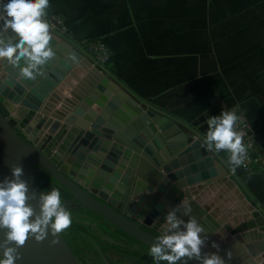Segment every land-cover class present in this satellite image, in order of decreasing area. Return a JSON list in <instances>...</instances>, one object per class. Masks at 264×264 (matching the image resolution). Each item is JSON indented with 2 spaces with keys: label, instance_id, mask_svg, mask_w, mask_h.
<instances>
[{
  "label": "water",
  "instance_id": "obj_1",
  "mask_svg": "<svg viewBox=\"0 0 264 264\" xmlns=\"http://www.w3.org/2000/svg\"><path fill=\"white\" fill-rule=\"evenodd\" d=\"M2 3L6 0H0ZM6 34L7 39L2 35L5 44L17 38L14 32ZM55 38L49 44L55 57L41 66L43 75L35 80L19 75L26 58L16 67L6 65L7 58L0 61V97L10 103L0 100V181L12 178L13 166H22L21 179L28 184L26 204L34 209L30 220L40 214L44 179L71 195L74 205L62 201L66 209H86L150 249L159 241L143 228L160 235L166 212L184 200L191 211L185 214L181 205L177 215L184 221L195 217L205 229L202 253L218 251L226 264L239 255L247 264H257L254 257L258 255L264 260V215L260 210L243 196L253 209L239 214L240 221L231 217L220 226L225 218L215 221L212 215L216 212H206L203 193L193 196L195 184L209 185L227 172L219 155L222 150H210L204 143L207 123L204 127L193 122L179 124L154 107H145L90 58ZM55 61L59 62L53 68ZM74 62L79 66L73 73L87 71L92 82L81 86L83 93L72 91L61 98L58 89H52ZM73 73L61 82L75 77ZM218 100L215 93L210 100L215 112L209 110L206 118L220 111ZM228 165L243 174L240 166L234 167L230 161ZM6 232L0 227V244ZM213 242L219 248H213ZM18 252L16 264H82L61 233L54 238L49 231L43 241L29 236ZM149 260L154 258H144Z\"/></svg>",
  "mask_w": 264,
  "mask_h": 264
},
{
  "label": "crops",
  "instance_id": "obj_2",
  "mask_svg": "<svg viewBox=\"0 0 264 264\" xmlns=\"http://www.w3.org/2000/svg\"><path fill=\"white\" fill-rule=\"evenodd\" d=\"M121 3L122 0H49V7L44 10L41 18L47 21L50 16L54 15L60 19L66 26V31L49 28L52 37L55 38L56 35L59 37L57 40L59 43L64 42L72 45L96 65V59L87 50V43L90 44L95 39L102 40L104 38L110 46L111 61L114 60V63L109 66L101 64L100 67L98 65L97 67L116 80L142 105L154 107L155 110L169 115L179 124L193 122L204 127L208 120L205 115L213 109L210 100L215 93L219 96L216 104L219 110L228 107L239 108L245 115L257 143L256 152L253 154L252 170L239 177L233 167L225 163L224 165H227L226 174L217 177L209 185L200 187L196 184L193 185V188L196 189L193 196H200V193H203L201 202L208 207L205 209L206 212L211 214L215 211V216L212 215L215 221L225 218L220 226L231 217H236L237 221H240L239 214L250 212L253 209L249 203L264 215V64H261L264 61V0H257L251 5L247 4L245 12L248 20L242 21L243 28L247 27L248 30L244 31L241 41L249 47L257 46V50L261 51L256 60L259 63L257 65L253 60L248 59L245 62L246 70H243V73H240L238 77L235 72H231L229 77L228 74L222 75L220 64L217 62L214 66L212 65L214 70L210 65H201L202 58L197 56L199 50L194 49L193 51L191 48H187L192 41L185 42V36L181 40L182 43L172 51L167 50L164 46L166 44L163 42L156 43V46H152L150 50L138 48L141 44H153L149 42L152 40L151 37H147L145 40L137 37L122 39L120 24L111 23L107 19L110 17L114 20L120 18ZM186 6L190 12L203 11L210 7L202 5L200 2L183 5V7ZM106 13L109 14L105 18ZM251 18H256L257 21L251 20ZM2 23L0 21V27H2ZM253 28L263 33L259 32L254 37L250 31ZM197 29L198 26L195 27V30ZM190 30H193V26L190 27ZM8 31L2 33L5 39H7ZM15 41L16 39L11 43L14 44ZM193 41L196 46L197 42ZM160 44L161 47H159ZM65 56H67L66 53L63 58H66ZM251 59L253 58L251 57ZM58 62L55 61L53 68L57 66ZM5 64L9 66L8 63ZM211 64L213 63L211 62ZM76 66L79 64L74 62L65 76L70 72L73 73V68ZM72 75L75 77L69 78L66 83L61 82L65 76L62 77L52 89L57 88V94L61 98L72 91L81 93L83 91L81 86L86 87L92 82L91 78L87 76V71L77 70ZM0 100L4 99L0 97ZM4 101L10 104L6 100ZM214 112L215 109L211 113ZM204 128L207 129L208 126ZM41 185L46 191H50L44 179H42ZM243 196L249 203L243 201ZM84 217V222L90 223L86 213H84ZM233 259L228 264L248 263L242 255L234 256ZM254 260L257 262L263 259L261 255H258L254 257Z\"/></svg>",
  "mask_w": 264,
  "mask_h": 264
},
{
  "label": "clouds",
  "instance_id": "obj_3",
  "mask_svg": "<svg viewBox=\"0 0 264 264\" xmlns=\"http://www.w3.org/2000/svg\"><path fill=\"white\" fill-rule=\"evenodd\" d=\"M48 7L49 0H7L0 4V21L3 22L0 27V59L7 58L8 64L16 67L21 58H26L25 65L19 68L22 78L35 80L37 75H43L41 66L55 54L49 46L53 39L50 25L41 18ZM8 30L16 34L15 44L11 41L4 43L2 33ZM237 120L235 110L222 109L219 115L208 118V131L204 139L210 150H228L229 161L234 167L244 163L247 152L243 143L244 133L235 128ZM11 175V179L0 181V227L7 229L6 239L0 244L3 248L0 264H16L20 258L18 247L23 246L29 236L43 241L50 231L55 238L72 224L71 213L62 206L58 188L40 193V214L30 220L34 209L26 204L28 184L21 179L22 166H13ZM181 205L185 214L191 211L184 200L168 210L161 224V234L156 237L159 243L150 247V255L156 264L161 260L177 264L182 258H187L184 264L192 259L199 264H226L218 251L202 253L205 240L201 234L205 229L195 217L190 216L187 221L179 218L177 212L181 210ZM181 225L183 230H179ZM55 242L53 239L52 243ZM212 246L219 248L215 242ZM165 248L169 251L166 252ZM227 255L231 258L230 252ZM257 264H264V260L257 261Z\"/></svg>",
  "mask_w": 264,
  "mask_h": 264
},
{
  "label": "rangeland",
  "instance_id": "obj_4",
  "mask_svg": "<svg viewBox=\"0 0 264 264\" xmlns=\"http://www.w3.org/2000/svg\"><path fill=\"white\" fill-rule=\"evenodd\" d=\"M198 2L210 7L198 12H190L187 6L183 7L186 3L197 4ZM256 2L257 0H122L120 18L114 20L110 17L107 19L111 23L120 24L122 39H128V37H132L131 39L137 37L141 40H145L147 37L152 38L149 42L153 44H141L138 48L150 50L152 46H156V43L163 42L167 45H164L166 49L172 51L173 48L182 43L181 40L185 36V42L192 41L187 48H191L193 51L194 49L199 50L197 56L202 58L201 65H210L212 68V65L214 66L217 62L220 64L222 75L226 76L228 74L229 77L231 72H235L236 77H238L240 73H243V70H246L245 62L248 59L253 60L257 65L259 63L256 60L259 58V52L261 51L257 50V46L249 47L241 41L244 31L248 30L247 27L243 28L242 26V21L248 20L245 12L247 4L251 5ZM108 14H105V18ZM251 20L257 21L256 18H251ZM191 26H193L192 31L190 30ZM197 26L198 29L195 30ZM250 31L254 37L259 32L263 33L256 28ZM193 40L197 42L196 46ZM167 42L169 43L167 44ZM93 43L102 44L105 52L104 60L98 61V66H101V64L109 66L114 63V60L111 61L110 46L104 38L102 40L95 39ZM88 46L89 42L87 48ZM159 47H161V44ZM120 55L122 56V54ZM261 64H264V61ZM40 187L43 191H46L42 185ZM70 205H73V203ZM87 225L91 229L95 227L89 223ZM101 236V239L108 244L129 246L124 245L125 243H122V240H114L106 234ZM80 241L85 253L89 255L97 253L102 260L101 263L99 260H93L92 264H142L118 255L110 249L101 250L99 246L90 242L87 237H83ZM131 248L138 250L134 244ZM184 260L182 259L183 264ZM187 264L196 263L193 260H188Z\"/></svg>",
  "mask_w": 264,
  "mask_h": 264
},
{
  "label": "trees",
  "instance_id": "obj_5",
  "mask_svg": "<svg viewBox=\"0 0 264 264\" xmlns=\"http://www.w3.org/2000/svg\"><path fill=\"white\" fill-rule=\"evenodd\" d=\"M88 50V48H87ZM92 54V53H91ZM93 58L96 57L95 54H92ZM244 174V173H243ZM243 175H239V177H242ZM60 187V186H58ZM60 190L61 193V201L63 200H69L71 198V195L62 187L58 188ZM71 213V217H72V224L69 228L65 229L64 231L61 232V235L63 236V238L65 239V241L67 242V244L70 246V248L72 249V251L74 252V254L78 257V259L81 261L82 264H92V261L94 260H99V262L101 263L102 260L101 258L97 255V253H95L94 255H89L87 253H85V250L81 247V239L83 237H87L88 240L90 242H92L93 244L97 245L100 247V249H110L111 251H113L116 254L117 251L123 252L124 254H127L129 256H133L136 258H140L141 261L140 263L142 264H156V262L154 260H149L147 262L144 261V258H147L150 255V249L147 248L146 246H144L142 243H140L138 240H136L134 237L126 234L125 232L115 228L113 229V231L109 230L108 228H106L104 225L102 224H98L96 222V220L93 218L94 216L97 218H100L99 216H97L96 214L86 210V209H81V210H77V209H73V210H68ZM84 213H86L89 216L92 215V219L89 220L91 225H93V229L89 228V226L84 222ZM108 235L109 237L115 239V240H122L123 243H125V245H129V247L131 246V244H133L132 242H138L139 246L141 249L138 250H128L127 247L126 249L123 248L124 246L121 247V245H117V244H108L105 241H103L101 238L102 236L100 235ZM104 233V234H103ZM111 247V248H110ZM95 252V251H94ZM159 264H165L162 262H159Z\"/></svg>",
  "mask_w": 264,
  "mask_h": 264
},
{
  "label": "built area",
  "instance_id": "obj_6",
  "mask_svg": "<svg viewBox=\"0 0 264 264\" xmlns=\"http://www.w3.org/2000/svg\"><path fill=\"white\" fill-rule=\"evenodd\" d=\"M47 22L50 25V29L51 30H60V31H66V26L63 24V22L58 19L56 16L52 15L49 17V19L47 20ZM102 44H92L90 43L88 46V50L92 53L95 54V62L97 63L98 61H103L104 60V54L105 52L103 51L102 48ZM225 110H235L237 116H238V120L236 122L235 128L238 132H242L244 133L243 136V143L247 149L246 152V156L244 159V163L242 165H240V168L242 170L243 173H249L252 170V164L254 161V157L253 154L256 152L257 149V143L255 140V137L253 136V134L251 133L248 121L245 117V115L243 114V112L236 107H228L225 108ZM221 112L218 111L215 115H219ZM220 155V159L221 161L225 164L228 163L229 161V156L230 153L228 152V150L226 149H222V152L219 154Z\"/></svg>",
  "mask_w": 264,
  "mask_h": 264
},
{
  "label": "flooded vegetation",
  "instance_id": "obj_7",
  "mask_svg": "<svg viewBox=\"0 0 264 264\" xmlns=\"http://www.w3.org/2000/svg\"><path fill=\"white\" fill-rule=\"evenodd\" d=\"M46 183H47V186H49V188H50V190H51V188H61V187H58L59 185H56V184H54V187L53 186H51L50 184H49V182L48 181H46ZM63 201H65V200H63ZM66 201H68L69 202V205L70 204H72L73 203V205H74V201L70 198L69 200H66ZM82 208H80V209H77V210H81ZM67 210H73V209H67ZM84 216V215H83ZM92 215L90 216V219L89 220H91L92 219ZM95 220H96V222L98 223V224H102V225H104L106 228H108L110 231L112 230L113 231V229H115L110 223H108V222H106L105 220H103V219H101V218H97V217H93ZM90 222V221H89ZM88 224V223H87ZM145 231H148V232H150V233H152L153 235H156V236H158V233L157 232H155L154 230H152V229H149V228H147V227H144L143 228ZM115 240V239H114ZM117 241H120V240H117ZM122 243H123V241H121ZM135 246H136V248L137 249H141L140 248V246H139V243L138 242H132ZM133 244H131V246L133 245ZM125 245V244H124ZM131 246L129 247V246H127V247H129V248H127V247H123V248H127L128 250H134V249H132L131 248ZM122 247V246H121ZM117 253H119L118 255H121V256H124V255H127V254H124L123 252H120V251H117ZM126 257V256H125ZM131 257H133V256H131ZM136 258V257H135ZM127 259H128V257H127ZM130 259V258H129ZM140 259V258H139ZM182 259H187V258H182ZM182 259H181V261H178L177 262V264H183V261H182ZM196 264H199V262L196 260V259H192ZM140 262V261H139Z\"/></svg>",
  "mask_w": 264,
  "mask_h": 264
}]
</instances>
